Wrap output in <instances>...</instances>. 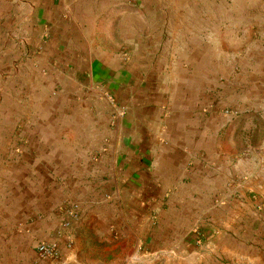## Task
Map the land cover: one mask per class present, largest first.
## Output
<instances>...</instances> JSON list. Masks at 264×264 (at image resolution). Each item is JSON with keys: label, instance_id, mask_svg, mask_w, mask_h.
Listing matches in <instances>:
<instances>
[{"label": "crops", "instance_id": "0c3cea01", "mask_svg": "<svg viewBox=\"0 0 264 264\" xmlns=\"http://www.w3.org/2000/svg\"><path fill=\"white\" fill-rule=\"evenodd\" d=\"M19 2L0 0L28 53L0 41V264H264V0Z\"/></svg>", "mask_w": 264, "mask_h": 264}, {"label": "rangeland", "instance_id": "374dc122", "mask_svg": "<svg viewBox=\"0 0 264 264\" xmlns=\"http://www.w3.org/2000/svg\"><path fill=\"white\" fill-rule=\"evenodd\" d=\"M13 3V2H12ZM20 4L19 0H16V5ZM8 9L6 11L0 9V23H7L4 26V29L0 31V41L5 39L4 44L8 46H3L2 43L0 44L3 46L4 54L1 55V57H24L27 53V48L25 44V33H21L19 30L20 21L23 18V16L26 14L23 13V16H20V11L18 7H16L14 10L11 11V13H8ZM23 20V19H22ZM11 44V45H10ZM7 48V49H4ZM2 111H0L1 114ZM18 131V126L13 125L12 126V132L13 134H16ZM16 145L13 146V150L18 149L19 143H15ZM62 209H64L62 207ZM62 215V211H61ZM61 226V225H60ZM36 242H39V238H33L30 242V247L33 249V251L36 253V257L38 259H41L39 257V254L34 248V244ZM136 264H166V261H169V256L165 255L163 251H160L158 253H151V254H144L142 251L138 254H135L133 259ZM172 260H174L172 258ZM170 262H167L169 264ZM171 264V263H170Z\"/></svg>", "mask_w": 264, "mask_h": 264}, {"label": "built area", "instance_id": "2783aa9c", "mask_svg": "<svg viewBox=\"0 0 264 264\" xmlns=\"http://www.w3.org/2000/svg\"><path fill=\"white\" fill-rule=\"evenodd\" d=\"M67 205L62 210L63 217L61 219V229L59 232L60 237L66 238V245L70 246L71 237L66 233V229L69 228L72 218L76 217V205L71 202L66 203ZM34 248L39 254L41 259L54 260L60 256L56 242L39 241L34 244Z\"/></svg>", "mask_w": 264, "mask_h": 264}]
</instances>
